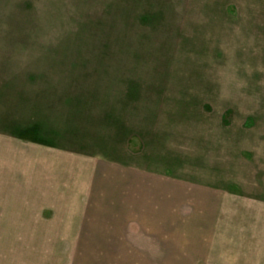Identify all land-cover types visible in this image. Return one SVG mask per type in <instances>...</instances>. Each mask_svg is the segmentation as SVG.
<instances>
[{
    "label": "rangeland",
    "instance_id": "374dc122",
    "mask_svg": "<svg viewBox=\"0 0 264 264\" xmlns=\"http://www.w3.org/2000/svg\"><path fill=\"white\" fill-rule=\"evenodd\" d=\"M5 86L0 264H212L264 218V0H0Z\"/></svg>",
    "mask_w": 264,
    "mask_h": 264
},
{
    "label": "crops",
    "instance_id": "0c3cea01",
    "mask_svg": "<svg viewBox=\"0 0 264 264\" xmlns=\"http://www.w3.org/2000/svg\"><path fill=\"white\" fill-rule=\"evenodd\" d=\"M23 93L24 96L21 99L22 92H14L9 86H5L0 101V115H3L2 121L5 116L26 114L24 111L29 108V104L34 105L33 101L27 104V95L25 92ZM23 105L26 107L21 111V106ZM36 105L37 103L35 102L34 107ZM11 162L14 175L17 178L14 176L9 178L6 174V169L3 168L6 176H1V178L5 181L8 180V184L10 179H20L17 174L23 171L21 165L13 164V159ZM7 163L10 164L9 158L5 155L2 156L0 158V166ZM37 163H39L37 160L36 162L32 161L30 168L33 167V172L37 170ZM12 185L13 187L19 186L20 182L17 180L13 181ZM206 228L211 238L210 242L214 252L212 264H264V218L231 219L219 217L207 224ZM217 254L218 256H216Z\"/></svg>",
    "mask_w": 264,
    "mask_h": 264
}]
</instances>
